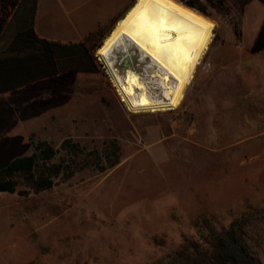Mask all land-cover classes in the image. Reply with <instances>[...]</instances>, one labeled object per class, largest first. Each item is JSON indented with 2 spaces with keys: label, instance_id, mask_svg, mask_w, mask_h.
I'll return each mask as SVG.
<instances>
[{
  "label": "rangeland",
  "instance_id": "1",
  "mask_svg": "<svg viewBox=\"0 0 264 264\" xmlns=\"http://www.w3.org/2000/svg\"><path fill=\"white\" fill-rule=\"evenodd\" d=\"M19 1L0 0V36ZM61 1L42 0L43 28L73 35L68 20L111 15L98 37L135 2ZM207 10L210 49L174 110L132 113L120 101L96 56L110 31L85 43L96 73H60L0 95V168L37 141L58 149L54 162L71 155L53 188L0 192V264H201L212 232L234 221L264 264V50L249 51L264 5L250 0L240 22L233 11ZM108 62L116 76L131 71L152 99L162 98L158 67L134 47L114 48ZM65 139L83 152L62 150ZM16 189L28 187L20 180Z\"/></svg>",
  "mask_w": 264,
  "mask_h": 264
},
{
  "label": "trees",
  "instance_id": "2",
  "mask_svg": "<svg viewBox=\"0 0 264 264\" xmlns=\"http://www.w3.org/2000/svg\"><path fill=\"white\" fill-rule=\"evenodd\" d=\"M173 1L182 3L184 7L209 18L211 13L207 10L208 7L222 14L233 11L237 14V21L240 22L243 7L250 0ZM257 1L264 5V0ZM37 3L38 0H20L0 36V95L55 77L60 73L93 74L97 72L85 42L62 44L37 37L33 30ZM262 50H264V22L249 51L255 54ZM112 146L113 143L110 142L107 148ZM60 148L65 152L72 149L83 152L79 144L71 143L70 139L63 140ZM57 153L58 149H54L46 141H37L32 144L31 154L16 157L0 168V192L10 194L17 192L19 195L26 196L30 192L39 193L53 188L57 177L69 169L68 159L71 156L68 154L67 159L63 158L59 159V162H54ZM95 157L98 160L97 154ZM70 161L77 164L74 159ZM117 163L118 160L112 161L110 166ZM20 180L28 187L27 191H17ZM210 239L208 251L197 255L199 263L260 264L251 252L244 228L238 221L232 222L226 229L212 232Z\"/></svg>",
  "mask_w": 264,
  "mask_h": 264
},
{
  "label": "bare ground",
  "instance_id": "3",
  "mask_svg": "<svg viewBox=\"0 0 264 264\" xmlns=\"http://www.w3.org/2000/svg\"><path fill=\"white\" fill-rule=\"evenodd\" d=\"M214 21L173 0H135L96 50L116 85L120 101L132 113L174 110L183 101L210 48ZM127 45L158 67L162 98L152 99L146 84L131 71L116 76L108 57Z\"/></svg>",
  "mask_w": 264,
  "mask_h": 264
},
{
  "label": "crops",
  "instance_id": "4",
  "mask_svg": "<svg viewBox=\"0 0 264 264\" xmlns=\"http://www.w3.org/2000/svg\"><path fill=\"white\" fill-rule=\"evenodd\" d=\"M90 1H93V0H86V3L87 2L89 3ZM41 3H42V0H38L36 12L34 15V22H33V30H34L35 34L37 35V37H39V38H42V39H45L48 41L59 42L62 44L82 43V42H85V43L87 42L90 44H95V43L98 44V41H102L110 31V30H106V31L102 32V36L100 35L98 37V29H103L105 27H107V28L111 27L109 25H110V21L112 19V16L108 15V17L103 18L101 20H98V17H97V19L94 20L92 23H89V24L85 23L84 25L81 24V21H80V23H76L72 19L68 20V24L70 23V26H69L70 30L69 31H74L73 35L72 34L67 35L64 32H62L60 34L49 33L48 32L49 30L45 29V27L43 28L42 24H40V22L38 20L39 9H40ZM57 3L63 4V2L61 0H57ZM86 3H84V4H86ZM119 13H120L119 11L117 13H115V16L119 15ZM96 16H98V10H97ZM10 20H11V17L8 19V22ZM8 22H7V24H8ZM6 25L3 27L2 31H4ZM108 29H110V28H108ZM62 31H68V30L66 28V30H62ZM256 35H257V33H256ZM98 38H99V40H98ZM34 83H36V82H34ZM34 83H32V84H34ZM32 84H30V85H32ZM30 85H28V86H30ZM28 86H24L22 88L14 90V91L21 90V89L26 88ZM11 92H13V91H11ZM7 93H10V92H7ZM4 94H6V93H4ZM130 116H132V114H130Z\"/></svg>",
  "mask_w": 264,
  "mask_h": 264
},
{
  "label": "built area",
  "instance_id": "5",
  "mask_svg": "<svg viewBox=\"0 0 264 264\" xmlns=\"http://www.w3.org/2000/svg\"><path fill=\"white\" fill-rule=\"evenodd\" d=\"M98 60H99V58H98ZM100 61V60H99ZM101 62V61H100ZM101 64H103L102 62H101ZM104 65V64H103ZM115 72V71H114ZM125 104V103H124Z\"/></svg>",
  "mask_w": 264,
  "mask_h": 264
}]
</instances>
